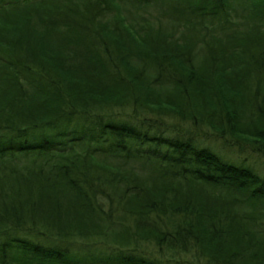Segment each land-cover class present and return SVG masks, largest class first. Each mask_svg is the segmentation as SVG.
Instances as JSON below:
<instances>
[{
    "label": "trees",
    "instance_id": "1",
    "mask_svg": "<svg viewBox=\"0 0 264 264\" xmlns=\"http://www.w3.org/2000/svg\"><path fill=\"white\" fill-rule=\"evenodd\" d=\"M218 147L264 156V0H0V180L33 224L0 264H264V175Z\"/></svg>",
    "mask_w": 264,
    "mask_h": 264
},
{
    "label": "rangeland",
    "instance_id": "2",
    "mask_svg": "<svg viewBox=\"0 0 264 264\" xmlns=\"http://www.w3.org/2000/svg\"><path fill=\"white\" fill-rule=\"evenodd\" d=\"M17 14V12H15ZM211 144V142H207ZM246 147L244 149V152L238 153V152H229L228 149H222L221 147H218L219 151L221 153H226V151L229 152V156L234 159L238 163L247 164L253 167L257 172L264 175V156L258 153H254L251 150L247 149ZM220 154V153H219ZM12 183H8L6 180H0V231H22L20 229L23 225L26 227L32 226V222L29 219V213H27V207L26 205L17 198L11 196L13 194L11 190ZM218 191V190H217ZM216 191V192H217ZM244 201V200H242ZM259 206V205H258ZM257 206V207H258ZM260 207V206H259ZM252 207L249 204H246L244 202H241L237 206L238 209V215L241 214L240 210H249L252 209ZM240 209V210H239ZM255 210V209H254ZM38 230L43 231V233L39 236L43 240H50L52 241V244H59L60 241H64V245L66 244L69 246L70 250L75 252L73 255H76L75 258H78L79 260H86L89 261L91 259V255L100 253L104 249L108 248L109 245L115 244L119 245L120 247H136L140 250H144L146 252H158V249L153 246V240H139V238L133 235L131 237H128L126 239L127 242H121L114 241L113 238L110 235V232L105 230L106 235L97 234V235H68L64 236V240H60V235H57L55 233L52 234V232H44L46 230H51L49 228H44L43 225H35ZM111 229L117 230L118 226H109ZM53 230V229H52ZM72 232V231H71ZM254 234H256L254 232ZM255 236V235H254ZM45 242V241H43ZM126 245V246H125ZM160 254L162 258H169L171 260L178 259L179 264H206L204 262V259L195 258L192 253L189 254H181L177 252H172L169 250H160ZM212 264V261H209ZM208 262V263H209ZM207 263V264H208ZM214 263V262H213ZM242 264V263H241Z\"/></svg>",
    "mask_w": 264,
    "mask_h": 264
}]
</instances>
